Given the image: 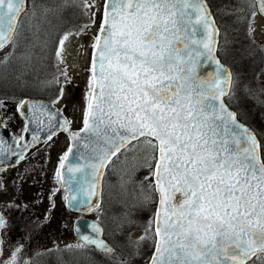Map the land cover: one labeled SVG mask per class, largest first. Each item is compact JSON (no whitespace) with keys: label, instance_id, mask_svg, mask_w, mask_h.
I'll return each mask as SVG.
<instances>
[{"label":"snow or ice","instance_id":"snow-or-ice-1","mask_svg":"<svg viewBox=\"0 0 264 264\" xmlns=\"http://www.w3.org/2000/svg\"><path fill=\"white\" fill-rule=\"evenodd\" d=\"M78 6L88 21L65 22L52 42L57 73L35 86L58 84L59 76L68 79L60 67L65 63L61 49L69 37L87 35L99 13V30L91 37L83 127L72 131V122L54 108L63 86L49 103L0 96V131L8 123L4 109L13 102L26 121L22 131L31 135L22 146V137L13 134L10 144L0 136V264H40L53 251L30 249L31 233L43 223L40 217L18 239L12 237L13 216L28 205L16 197L24 177L4 175L42 142L43 129L36 122L32 131L30 118L41 111L50 124L44 140L63 129L79 142L75 152L68 149L72 159L62 156L54 174L77 210L99 207L101 170L118 153L129 161L133 175L146 170L125 192L129 211L106 227L99 217L78 224V243L66 248L78 250L82 264H97V255L104 258L102 264H134L137 258L142 264H264V141L240 111L249 103L264 111V83L257 86L259 73L249 81L234 70L237 62L257 54L264 61V43L257 47L252 36L255 18L264 17V0H234L225 12L243 26L244 40L236 39L235 29H221L208 0H104L102 9L78 0ZM45 23L37 0H0V65L10 66L18 58L30 62L33 49L47 47ZM27 68L22 63L15 75L25 87L29 82L21 78ZM138 152L144 153L141 162L131 163ZM85 192L95 202L82 199ZM139 228L143 234L133 240L131 233ZM149 241L150 251H144Z\"/></svg>","mask_w":264,"mask_h":264},{"label":"rangeland","instance_id":"rangeland-1","mask_svg":"<svg viewBox=\"0 0 264 264\" xmlns=\"http://www.w3.org/2000/svg\"><path fill=\"white\" fill-rule=\"evenodd\" d=\"M55 1L56 0L51 1V6H57ZM41 2L42 0L39 4L43 6ZM99 2L100 0H88V3H94L97 7L99 6ZM67 11L68 10H66V12ZM216 12H218V10H216ZM67 13L71 12L68 11ZM46 14H53L51 17H45V28L48 33L49 44L45 48L37 46L33 49V59L28 62V68L25 72V75L31 78L28 81V85L30 86L32 85L31 81L52 80L54 74L57 73L56 58L53 53L54 44H52V41L54 40V36L59 35L61 31L64 30L66 24H64L65 22L62 18L63 16H66V13L59 6L57 11L45 12L44 15ZM98 17L99 13H97V19L95 22L89 24V31L87 32V35L82 33L79 36L69 37V39L65 42L64 48L61 49V54L65 63L60 65V67L67 70V80H65L64 76H59L58 84L54 83L47 87H39L34 89L33 94L26 90V87L23 83H21V81L18 83L16 88L0 84V96L13 97L15 100L26 97L42 99L37 97V95L50 93L49 95L51 96L47 100L50 102L52 97L57 94L58 88L63 86L64 90L62 99L57 102L55 106L69 121L72 122L70 125L72 131L79 129L82 125L86 94L89 92V73L87 69L90 65V53L92 49L91 37L96 35L99 28ZM81 20L82 18L78 16V20L75 22L83 24L88 21L81 22ZM47 21H50V24L47 23ZM58 23L63 24L64 26H57ZM220 25L222 29L226 28L222 21L220 22ZM253 27L254 32L252 33V36L257 42V47H259L261 43H264V20L259 15L255 18ZM50 29H53L51 33H49ZM5 51H7V49H5ZM3 55L4 52H0V59L3 58ZM254 58L260 60V67L257 70V73H259L257 86L259 87L261 83H264V71H262V69H264V61H262L261 56L258 54ZM46 67L49 69L43 70ZM237 70L241 71L239 68ZM7 111L9 113L7 117V127L11 128L16 134H20L21 121L15 112V103L9 102ZM240 111L244 118H248V122L256 126L258 119L249 107L244 106L240 109ZM64 147L65 139L63 137L55 138L51 142H48V144L37 147L25 164L14 171L4 173L7 177H24L22 190L16 193V197L28 205V209L31 212L29 216H32V214L35 215L34 220L30 219L25 223V226H27V228L24 226L26 231L33 227L32 222L35 221L37 217H40L41 220H43L41 227L31 233L32 241L35 238L36 241H38L41 250L54 247L66 248L67 245H74L77 243L71 232L74 216L66 210L62 203V199L57 193L52 200L49 199L50 194L56 191L53 169L57 165ZM143 156V152H138L136 154V159L131 163L139 164ZM116 166L118 167L116 168ZM116 166H112V172L115 171V175L119 172L120 178L123 181H127L128 179L130 180L131 174L129 161L124 160V157L122 156L118 160V164ZM145 173L146 170L141 169L137 177L140 179V177H143ZM111 179V177L107 178L106 173L104 182L106 181L107 185L108 183L111 184ZM107 194L109 196V193ZM111 195L114 196V194L110 192V198H112ZM123 196H125V194H123ZM45 216H47L46 220L44 219ZM90 217L96 220H98L99 217V221H102L105 219V214H103L100 207L99 210L95 211ZM142 234L143 231L138 230L132 234V237L137 239ZM11 235L13 238H19V236L15 233ZM5 247L7 248V245ZM136 263L141 264L139 258Z\"/></svg>","mask_w":264,"mask_h":264},{"label":"trees","instance_id":"trees-1","mask_svg":"<svg viewBox=\"0 0 264 264\" xmlns=\"http://www.w3.org/2000/svg\"><path fill=\"white\" fill-rule=\"evenodd\" d=\"M52 1V0H51ZM50 0H48V5H51V3H49ZM234 2V0H208V4L210 5L211 11L212 13L215 15V20L216 23L221 27L220 22L222 21L226 28L229 29V31H232L233 29H235L236 31V39L238 40H244L245 36H244V30H243V26H239L237 27L233 20L231 19L230 16H226L225 12L231 11V8L229 7V5ZM216 10H218V12H216ZM42 15V14H41ZM53 14H48L45 17H51ZM44 17V19H45ZM65 17V16H63ZM67 17V15H66ZM222 29V28H221ZM51 33L53 31V29L49 30ZM57 36H54V41L56 39ZM22 63H28L25 61H21L19 58L14 61L10 66H3L1 65L0 67V84L6 85V86H10L11 88H16L18 83L20 81H17L15 79V75L18 74L19 70H20V66ZM260 67V60L257 58H253L251 61H245L244 64H240L239 62H237L234 70H237L238 68L241 70V74L245 76L246 79H248L249 81L252 79V77L257 73V70ZM49 69L48 67H46L43 70H47ZM31 78H29V76L24 75L21 80H27L29 81ZM32 85H28L26 87L27 91H30L32 94L34 93V89H37L38 87L35 86V82L31 81ZM50 89V88H49ZM47 90V89H45ZM48 94H41V95H37V97L42 98V99H46L48 100L50 98L51 95ZM29 96V95H27ZM245 107H249L253 114L257 117L258 122L256 123V126L251 124L250 122H248V118H244L243 117V121L248 124L258 135L259 139H261L262 141H264V111H262L258 105H253L251 103L244 105ZM243 106V107H244ZM130 155V154H129ZM122 157L121 154H119L113 161L110 162V164L108 165V171L106 170L107 173V178L111 177V184L106 183V181L103 184V194H104V201L102 202L101 205V209L103 214H105V219L100 221L101 224H103L105 227L112 222L113 217L114 216H118L122 213H124L125 211H129L130 209L127 208L126 205V196H123V194H125L124 192H131L135 187V181L139 180V178L137 177L138 173L140 172L137 171L134 175L130 172V180L128 179L127 181H123L120 178L119 172L116 173L115 175V171L112 172V166H116L118 164V160ZM120 163V162H119ZM118 166H116L117 168ZM142 178V177H140ZM110 192L114 194V196H112V198H110ZM109 193V196L108 194ZM154 208V205L149 206V211H145L143 213L144 216H147L150 214V209ZM133 214L135 215V211L133 210ZM138 230H142V228L133 230L131 233V238L133 240H136L132 237V234ZM144 251H150V241L148 245H145ZM48 254H54V252H50ZM97 263L100 261L101 264L103 262V257L97 255L95 257ZM54 259L51 260V262H53ZM138 261V258L136 261H134V264H137L136 262ZM142 264V261H141Z\"/></svg>","mask_w":264,"mask_h":264},{"label":"flooded vegetation","instance_id":"flooded-vegetation-1","mask_svg":"<svg viewBox=\"0 0 264 264\" xmlns=\"http://www.w3.org/2000/svg\"><path fill=\"white\" fill-rule=\"evenodd\" d=\"M41 0H37V2L39 3ZM103 1L104 0H100L99 2V8L102 9V5H103ZM51 3V0L50 2ZM56 5H59L61 7L62 10H64V12L66 13L67 17H63V21L66 22L68 19H72L73 21H76L78 20V16L80 18H82L81 22H86L88 20V18L86 16H84L81 12V9L80 7L78 6V0H67V2L65 3V0H56L55 1ZM41 4H43V6H41V14H42V17L44 18L46 15L45 14V11L44 9L48 6H51V5H48V0H42ZM66 10L70 11L71 13H67ZM71 15V16H70ZM66 24V23H64ZM58 25H62L64 26L63 24H57ZM54 41V40H53ZM52 41V42H53ZM53 44V43H52ZM1 91L4 93V91L1 89ZM9 115L8 111H7V108L4 109V116L7 118ZM20 121H21V127H20V134H16L11 128L9 127H6L8 129H10L17 137H21L23 131L22 129H24V120L19 116V114L17 113ZM78 130V129H77ZM77 130H75L74 132H76ZM59 137H63L65 139V147H64V150L62 151L60 157H59V160H58V163L57 165L54 167L53 169V177H54V185L56 187V193L59 195V197L62 199V203L64 205V202H63V197H64V193L63 191L60 189V182L58 179L55 178V173L56 171L58 170V164L60 162V159L62 156H64L66 154V151H67V148H68V141L66 139V137L64 136V134H58L54 137H52L51 140H45L44 142H42L41 144H38L36 146H34L33 148H31L24 156V159L20 160L16 166L14 168H8L5 172H11V171H14L15 169L19 168L20 166H22L23 164H25L28 159L31 157L32 153L37 149V147L39 146H43L45 144H48V142H51L53 139L55 138H59ZM19 145H21V139H19L18 141ZM105 175H106V172L103 176V179H102V184H101V202H100V207L102 205V202L104 201V194H103V184H104V178H105ZM57 189H59V191H57ZM99 207V208H100ZM99 208L97 210H99ZM67 210V209H66ZM96 210V211H97ZM68 211V210H67ZM69 212V211H68ZM95 212V211H94ZM94 212H91V213H88V214H85V215H79V214H74V213H71L73 216H74V220L79 218V217H83V218H88V219H92L90 216L94 213ZM31 214V212L29 211V209H27L26 212H21L19 214H15L13 216V220H14V224H13V230L11 232V234L15 233L17 234L19 237L21 235H23L25 233V223L27 221H29L30 219H33L34 220V214H32V216H29ZM73 220V221H74ZM100 222V221H99ZM73 223V222H72ZM101 223V222H100ZM71 232H72V226H71ZM75 239V238H74ZM76 240V239H75ZM76 242L78 243V241L76 240ZM59 249L60 251H57L56 249ZM30 249L31 250H36V249H41L40 246H39V243L38 241H36V239L34 238L31 245H30ZM53 249L52 252H54V254H45L43 257L40 258V264H82V258L77 254V251L78 250H68L67 248H60V247H54V248H51ZM54 259L53 262H51V260ZM97 264H101V262L99 261Z\"/></svg>","mask_w":264,"mask_h":264},{"label":"water","instance_id":"water-1","mask_svg":"<svg viewBox=\"0 0 264 264\" xmlns=\"http://www.w3.org/2000/svg\"><path fill=\"white\" fill-rule=\"evenodd\" d=\"M103 3H104V1H103ZM103 6V5H102ZM261 17V16H260ZM263 20H264V17H261ZM99 30V29H98ZM202 31V30H201ZM196 39H199L200 38V35L198 34L196 37H195ZM92 58H93V49H91V53H90V63H91V61H92ZM212 69L211 68H208V69H204V71H211ZM24 99H27V100H29V101H35L37 104H39V103H49V101H47V100H44V99H33V98H24ZM54 108L56 109V110H58L61 114H62V116L65 118V119H67L66 117H65V115L54 105ZM20 116V115H19ZM21 117V116H20ZM22 118V117H21ZM31 119H33V121H34V123L31 125V128H32V131H36L37 130V123L36 122H39V127L41 128V129H43V131H41V133H40V136H41V141L42 142H44L45 140L43 139L44 138V136L47 134V129L49 128V126H50V124H49V119H48V114H47V112H43V111H41V112H36L35 113V115H33V116H31L30 117ZM23 119V118H22ZM24 120V124H26V121H25V119H23ZM60 122H62V121H60ZM51 124L52 125H57L58 124V122L57 121H52L51 122ZM24 127H25V125H24ZM83 127V125H81V127H80V129ZM79 130V129H78ZM77 130V131H78ZM14 133L10 130V129H8V128H6V129H4L3 131H0V136H2V137H4L5 139H7L8 140V142L11 144L12 143V139H11V137H12V135H13ZM58 134H64V136L66 137V139H67V141H68V148H67V151H66V154H68V156H69V160H71L72 159V153H68V149H69V147L71 146L72 148H73V151L75 152V149H76V146H77V144L79 143L78 141H72V140H70V138H69V136H68V134L65 132V131H63V129H60V130H57L56 131V133H55V135L54 136H56V135H58ZM15 135V134H14ZM81 135H83V134H81ZM16 136V135H15ZM53 136V137H54ZM21 146L24 144V142H25V140H28V141H31V135H30V133H26V132H23L22 133V135H21ZM42 142H36L35 144H33L29 149H28V151L31 149V148H33L34 146H36V145H38V144H41ZM15 146V145H14ZM6 147V146H5ZM27 151V152H28ZM26 152V153H27ZM119 154V153H118ZM117 154V155H118ZM116 157V156H115ZM115 157H112L111 158V161L115 158ZM13 159H15L14 157H13ZM69 163V161H65V165L67 166V164ZM110 163V162H109ZM109 163L107 164V166L109 165ZM107 166L105 167V168H103L101 171H102V173H103V175H102V178H101V180H100V183H99V186H98V193H99V197H100V199H99V207H100V202H101V184H102V179H103V176H104V174H105V171H106V169H107ZM61 172L63 173L64 172V170H61ZM59 182H60V189L63 191V193H64V197H66V196H68L69 195V193L67 192V191H65V185H64V183H63V181L62 180H59ZM63 197V202H64V206H65V208L70 212V213H74V214H79V215H85V214H88V213H91V212H94V211H96L98 208H87V206H86V208H83V209H80V210H77V207L76 206H73V204H74V202H70L69 200H66L65 198ZM83 198H88V199H90L91 201H93V202H95V199H96V197L95 196H92V197H87V192H85V196L84 197H82V199ZM155 207V206H154ZM91 222H97V220L96 219H88V218H83V217H79V218H77V219H75L74 221H73V223H72V235H73V237L78 241V236H77V231H76V229H77V226H78V224L80 225V226H84V225H86V224H88V223H91ZM82 230H85L86 231V229H83V227H82Z\"/></svg>","mask_w":264,"mask_h":264}]
</instances>
